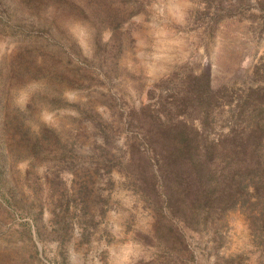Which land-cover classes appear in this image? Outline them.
Masks as SVG:
<instances>
[{"label":"rangeland","instance_id":"374dc122","mask_svg":"<svg viewBox=\"0 0 264 264\" xmlns=\"http://www.w3.org/2000/svg\"><path fill=\"white\" fill-rule=\"evenodd\" d=\"M204 71L264 85V0H0V264H264L259 208L161 220L93 159L91 116L124 153L128 111Z\"/></svg>","mask_w":264,"mask_h":264},{"label":"trees","instance_id":"16d2710c","mask_svg":"<svg viewBox=\"0 0 264 264\" xmlns=\"http://www.w3.org/2000/svg\"><path fill=\"white\" fill-rule=\"evenodd\" d=\"M209 80L206 71L188 73L173 89L161 84L150 90L151 101L125 118L133 135L124 153L112 152L108 124L91 116L101 137L93 159L103 169L124 171L161 220L207 225L249 205L259 208L264 226V85L237 96L226 88L214 91ZM188 118H196L197 127Z\"/></svg>","mask_w":264,"mask_h":264}]
</instances>
